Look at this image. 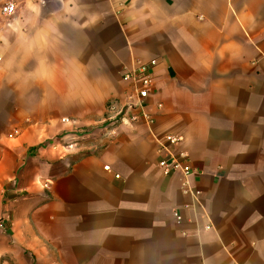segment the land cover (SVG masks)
Instances as JSON below:
<instances>
[{
    "label": "crops",
    "instance_id": "crops-1",
    "mask_svg": "<svg viewBox=\"0 0 264 264\" xmlns=\"http://www.w3.org/2000/svg\"><path fill=\"white\" fill-rule=\"evenodd\" d=\"M0 57V264H264V0H0Z\"/></svg>",
    "mask_w": 264,
    "mask_h": 264
},
{
    "label": "built area",
    "instance_id": "built-area-1",
    "mask_svg": "<svg viewBox=\"0 0 264 264\" xmlns=\"http://www.w3.org/2000/svg\"><path fill=\"white\" fill-rule=\"evenodd\" d=\"M1 11L4 15H11L15 12V5L7 3L2 6ZM1 58V57H0ZM156 59H149L146 61H132L128 66L122 70V78L127 81L131 87L132 93L128 96V104H131L130 100L132 96L135 97L136 102L133 105H126L125 107H135L136 109L132 112H128L126 109L118 111L114 119L120 118V122L129 123L144 121L145 124H153L152 114L145 111L142 108V100L147 98L153 91L152 84V69L156 66ZM160 106L159 104L157 105ZM63 121L70 122L68 118H63ZM79 133H84L77 129ZM78 138L73 137L70 141L65 139L51 138V146L54 148H65L70 149L74 144L77 143ZM178 138L172 135H166L161 140H158L160 149L164 151V155L158 161V167L164 174L172 172H178L183 176V185L188 184V178L193 173L190 166L188 155L185 152H173L169 149V146L175 145L178 142ZM104 168H108L105 166ZM117 177V175H116ZM46 186V185H44Z\"/></svg>",
    "mask_w": 264,
    "mask_h": 264
},
{
    "label": "rangeland",
    "instance_id": "rangeland-1",
    "mask_svg": "<svg viewBox=\"0 0 264 264\" xmlns=\"http://www.w3.org/2000/svg\"><path fill=\"white\" fill-rule=\"evenodd\" d=\"M101 41H103L102 38H101ZM125 86H126V85H125ZM123 89H126V88L124 87ZM84 127H85V126H84ZM85 128H87V127H85Z\"/></svg>",
    "mask_w": 264,
    "mask_h": 264
}]
</instances>
